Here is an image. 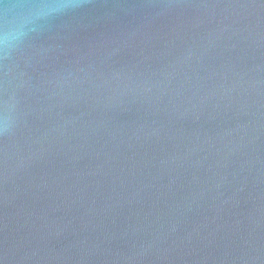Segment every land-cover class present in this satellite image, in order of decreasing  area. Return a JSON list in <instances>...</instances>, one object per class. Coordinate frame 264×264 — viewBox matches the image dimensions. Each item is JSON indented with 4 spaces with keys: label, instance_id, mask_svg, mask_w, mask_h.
<instances>
[{
    "label": "water",
    "instance_id": "water-1",
    "mask_svg": "<svg viewBox=\"0 0 264 264\" xmlns=\"http://www.w3.org/2000/svg\"><path fill=\"white\" fill-rule=\"evenodd\" d=\"M0 264H264V0H0Z\"/></svg>",
    "mask_w": 264,
    "mask_h": 264
}]
</instances>
